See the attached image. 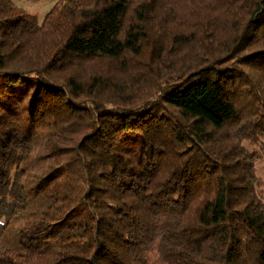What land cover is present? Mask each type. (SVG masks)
<instances>
[{
	"label": "trees",
	"instance_id": "trees-1",
	"mask_svg": "<svg viewBox=\"0 0 264 264\" xmlns=\"http://www.w3.org/2000/svg\"><path fill=\"white\" fill-rule=\"evenodd\" d=\"M259 172L264 0H0V264H264Z\"/></svg>",
	"mask_w": 264,
	"mask_h": 264
},
{
	"label": "rangeland",
	"instance_id": "rangeland-1",
	"mask_svg": "<svg viewBox=\"0 0 264 264\" xmlns=\"http://www.w3.org/2000/svg\"><path fill=\"white\" fill-rule=\"evenodd\" d=\"M14 1L17 2L20 6L24 7L30 13L34 14L38 19H40L42 18L44 13L49 9V7L51 6L54 0H42L38 4H32L25 0H14ZM259 174L262 180L264 181V175H262L260 172ZM261 191L264 196V187L261 188ZM29 218L30 217H29V214L27 213V210L20 213L11 222L7 230L0 236V245H6L7 247L11 249H15L18 229Z\"/></svg>",
	"mask_w": 264,
	"mask_h": 264
}]
</instances>
